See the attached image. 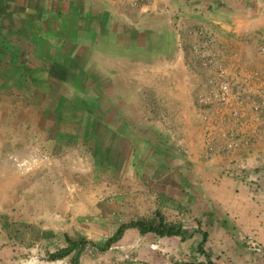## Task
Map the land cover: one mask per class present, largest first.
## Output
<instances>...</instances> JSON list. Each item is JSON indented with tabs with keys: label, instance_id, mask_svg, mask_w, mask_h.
<instances>
[{
	"label": "crops",
	"instance_id": "obj_1",
	"mask_svg": "<svg viewBox=\"0 0 264 264\" xmlns=\"http://www.w3.org/2000/svg\"><path fill=\"white\" fill-rule=\"evenodd\" d=\"M199 29L213 35V67L194 50L206 37ZM262 45L264 0H0V254L22 248V225L37 244L59 202L58 167L18 176L7 154L42 146L62 155L83 140L119 158L134 151L113 144L151 137L159 126L168 141L181 140L186 170L204 171L181 181V193L191 188L200 200L197 228L208 233L212 261L264 264V112L255 109ZM218 65L244 82L245 100L234 102L240 118L202 102ZM207 129L215 150L225 132L252 142L209 153Z\"/></svg>",
	"mask_w": 264,
	"mask_h": 264
},
{
	"label": "rangeland",
	"instance_id": "obj_2",
	"mask_svg": "<svg viewBox=\"0 0 264 264\" xmlns=\"http://www.w3.org/2000/svg\"><path fill=\"white\" fill-rule=\"evenodd\" d=\"M152 131L151 137V132L145 133L148 138L141 139L130 138L134 137L132 134L120 139L122 143L113 144L134 151L133 155L119 158L108 153L99 155L83 140L63 148L62 155L47 153L54 158L53 162L45 160L27 174L58 167L59 202L54 201L52 216L44 219V232L39 231L35 237L38 243L34 244L35 239L29 236L31 225H22V248L1 253L0 264H72L73 253L57 260H51L49 254L67 247L68 238L104 245L122 224L132 221L178 225L189 237L141 234L132 227L135 232L128 239L123 236L113 243L108 251H99L88 244L80 255V264H201L204 254L199 252L198 245L203 235L195 232L201 226L197 221L200 200L189 193L191 188H183L181 193V181L191 183L204 171L198 172L195 165L186 170L181 140L170 137L168 141L159 126ZM201 138L203 148L211 153L208 146L213 142H208L206 131ZM77 156L82 159L79 168ZM21 192L19 186L16 194ZM4 193L10 195L14 191L9 189ZM24 211L23 208L19 211L21 221L26 217ZM210 239L208 248L212 250L214 242Z\"/></svg>",
	"mask_w": 264,
	"mask_h": 264
},
{
	"label": "built area",
	"instance_id": "obj_3",
	"mask_svg": "<svg viewBox=\"0 0 264 264\" xmlns=\"http://www.w3.org/2000/svg\"><path fill=\"white\" fill-rule=\"evenodd\" d=\"M196 33H198L199 36L204 34L206 37L205 40H202L201 38L199 42L194 45V50L198 52L202 62L206 65V67H213L217 62L216 54L209 50V47L214 43L213 35L205 33L203 29L197 30ZM259 51L264 53V45L260 46ZM215 70L216 76L210 79L207 93L203 96L202 102H204L207 107L215 105L223 108L228 107L230 108L231 115L233 117L240 118L241 113L236 107H234V102L240 104L245 100L247 90L243 80L229 76L224 67L221 65H218ZM261 97L262 101L255 107V109L259 112H264V93ZM208 120L209 117L207 115H203V121L207 123ZM206 137L209 140L208 142L213 141L209 129L206 130ZM251 142L252 138L249 136L242 137L234 132H225L223 134V143L219 144L216 150L214 149V144H210L208 148L211 152L218 151L221 153H226L238 149L243 145L250 144ZM32 152L33 154L29 157H22L26 154L20 155L9 153L7 154L6 158L17 167V171L22 175L33 171L35 167L41 163L39 161L40 159L42 162L45 160H48V163L51 160L53 162L54 158L52 157L53 159H51L47 155V152L41 147L34 148Z\"/></svg>",
	"mask_w": 264,
	"mask_h": 264
},
{
	"label": "trees",
	"instance_id": "obj_4",
	"mask_svg": "<svg viewBox=\"0 0 264 264\" xmlns=\"http://www.w3.org/2000/svg\"><path fill=\"white\" fill-rule=\"evenodd\" d=\"M130 227L138 228L141 234L153 232L162 237L180 236L182 239H186L187 237H189L186 235L183 228L178 225H167L163 221H160L159 224H154V223L146 222V221H132L129 223L122 224L118 228V230L114 233V235L111 236L105 242L104 245L94 244L93 242L85 241V240L84 241H74L68 238L69 245L59 251L51 252L49 254V258L51 260H57V259L64 258L70 255L71 253H73L72 264H80V255L88 244L93 245L99 251H102V252L108 251L112 247L113 243L119 241L123 237L125 230ZM195 232H201L203 235L202 240L198 245V250L199 252L205 255L207 259L206 264H215L205 249V244L208 240V233L205 231H202L199 228H197ZM176 264H190V263L183 262V263H176Z\"/></svg>",
	"mask_w": 264,
	"mask_h": 264
},
{
	"label": "bare ground",
	"instance_id": "obj_5",
	"mask_svg": "<svg viewBox=\"0 0 264 264\" xmlns=\"http://www.w3.org/2000/svg\"><path fill=\"white\" fill-rule=\"evenodd\" d=\"M33 154V152H29V153H27L25 156H22V157H29L30 155H32ZM39 157V156H38ZM39 158H41V157H39ZM67 158H69V156L67 157ZM76 159H77V166H78V168L79 167H82V159L81 158H79L78 156L76 157ZM40 162H42V160L40 159L39 160ZM12 163V162H11ZM13 164V163H12ZM14 165V164H13ZM14 167H15V169H17V167L14 165ZM18 170V169H17Z\"/></svg>",
	"mask_w": 264,
	"mask_h": 264
}]
</instances>
